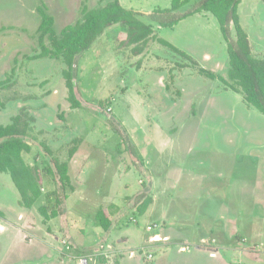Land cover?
Listing matches in <instances>:
<instances>
[{"label":"rangeland","instance_id":"obj_1","mask_svg":"<svg viewBox=\"0 0 264 264\" xmlns=\"http://www.w3.org/2000/svg\"><path fill=\"white\" fill-rule=\"evenodd\" d=\"M119 1L125 9L139 13L141 21L156 26L158 38L186 54L203 49L216 56L227 52L228 41L217 18L210 12L191 14L198 9L201 0H191L174 12L189 14L174 27L162 26L161 20L151 16L157 10L171 8L174 0ZM109 2L111 0H0V83L6 81L15 67L17 69L11 83L0 86V108L17 97L51 96L52 91L49 93L44 88L47 83L60 87L61 92L50 99L49 112L36 114L38 123L36 120L35 128L26 139L31 151L24 153L23 158L43 180L42 196L26 216L28 226L17 221L14 207L21 204V195L11 175L0 173V202L7 211L2 219L8 218L24 230L19 234L8 226V232L0 234V264H56L59 262L56 253L85 261L84 264L118 263L121 258H126L125 264H152L149 255L155 251L152 245L156 240L150 242L149 239L163 226L162 217L168 210L161 205L165 200L160 201L159 192L165 186L164 180L170 179L167 181L171 183L166 184L168 197L174 198V175L183 167L193 169L195 175L210 177L202 196L205 206L206 197L218 189L215 193L228 199L225 200L237 211L249 213L252 205L257 214L264 215V115L248 105L243 94L216 96L217 89L234 91L226 89L222 81H205L191 61L159 47L156 41H151L142 55L135 56L132 47H121L128 30L124 25L108 29L89 51L77 56L73 74L77 97L84 104L81 110L70 111L65 105L62 112V104L58 103L51 113L55 101L64 93L60 101L68 98L67 89L62 87V83L65 85L62 72L66 67L58 60H40L33 65L28 60L41 52L38 28L42 16H52L56 31L61 33L65 27L82 19L83 4L95 9ZM239 15L243 29L251 33L253 55L264 58V0H242ZM230 31L234 40L233 26ZM45 42L49 45L47 40ZM177 80L183 92L176 88ZM213 97L218 99L213 101ZM164 109V113H159ZM61 113L67 117L64 121L59 118ZM7 114L15 116L16 108L12 106ZM3 120L0 116V122ZM76 138L81 142L73 143ZM45 147H52L54 151L49 153ZM73 147L78 152L72 158ZM56 160L72 165L71 175L81 178L85 186L101 188L100 197L88 198L82 203V218L76 225L69 223V217L62 218L66 207L74 211V214L69 212L72 219L78 218L75 210L79 200L78 197L71 199L69 183L63 186L60 182ZM87 163L89 168L82 172L81 165L86 167ZM228 181L233 186L226 184ZM248 186L253 188L252 193L246 191ZM53 193L55 195L48 200L47 196ZM57 193L63 199L58 208L60 216L50 219L53 224L49 223L48 228L50 220H45L39 208L45 205L55 208ZM65 194L69 200L65 199ZM141 195L144 196L139 198ZM145 197L153 198L152 206L160 210L153 218L140 215L139 206ZM171 208L170 217L181 215ZM101 209L111 212V231L105 234L99 230V240H86L84 229L92 227ZM252 213L254 215V211ZM181 219L185 223L195 221L201 229L207 228L208 223L197 219L193 211L187 216L181 215ZM31 221L34 222L32 227ZM262 224L257 227L261 228ZM236 226L234 221L232 226L224 228L218 223L211 226L206 232L212 236L210 251L221 250L228 253V257L239 253V257H255L254 260L264 257V243H252L250 236L238 233ZM190 231L197 232L193 227ZM49 232L54 234L56 253L49 245ZM199 241L191 240L192 246L199 245ZM190 246L186 244L184 248ZM132 253H137V257H131ZM234 260L231 258L230 264H242Z\"/></svg>","mask_w":264,"mask_h":264},{"label":"trees","instance_id":"obj_2","mask_svg":"<svg viewBox=\"0 0 264 264\" xmlns=\"http://www.w3.org/2000/svg\"><path fill=\"white\" fill-rule=\"evenodd\" d=\"M190 1L174 0L171 8L157 10L151 16L154 20H161L162 26L174 27L189 16L188 13L176 15L174 12ZM241 3L242 0H201L198 9L195 12H191V14L203 11L210 12L219 21L224 36L228 41L230 58L228 80L217 77L215 74L200 68L195 61L190 60L182 51L167 41L157 38L153 27L141 21L139 13L125 9L119 0H111L104 7L95 9H90L83 4L82 19L73 25L65 27L61 33H58L55 29L54 18L44 14L41 25L38 28L41 52L33 57H28V59L49 58L62 61L66 67L63 77L69 91V101L73 109L79 108L80 103L77 100L73 74L77 56L89 51L95 41L103 36L108 29L116 25H124L128 30L126 39L122 41L121 47H132V53L135 56H140L146 51L151 41H156L179 56L190 60L198 68L200 75L210 80H220L234 92L243 94L248 105L255 107L264 115V58H257L253 55L249 36L240 23L239 7ZM165 16L167 18L163 19ZM230 26L235 29L236 38L234 40L231 39ZM46 40L49 45L46 44ZM14 75H16L15 68L6 81L0 83V86L9 85ZM3 107L4 105H1V108ZM33 122L34 119L26 111H23L12 120L10 125H0V172L11 175L21 195V206L26 209H32L42 196L40 187L43 181L42 176L38 172L35 173L23 158L24 153L31 151V146L26 139L30 135ZM79 142V140H75V143ZM45 150L49 153L51 152L48 147H45ZM75 152L76 149L71 151L70 156H73ZM55 166L60 175V182L65 186V183H69L68 163H60L56 160ZM54 195L55 193L48 195V200ZM64 196L66 199L67 195L65 194ZM141 196L139 198H142ZM62 203L63 199L57 193L55 200L57 208L50 209L48 205H45L39 208V212L45 220L56 218L59 216L58 208H60ZM150 204V199L141 203L139 206L140 213L143 214ZM3 215L0 211V217H3ZM96 219L97 225L105 231L111 229L112 222L106 211L100 210Z\"/></svg>","mask_w":264,"mask_h":264},{"label":"crops","instance_id":"obj_3","mask_svg":"<svg viewBox=\"0 0 264 264\" xmlns=\"http://www.w3.org/2000/svg\"><path fill=\"white\" fill-rule=\"evenodd\" d=\"M203 12H205V11H203ZM206 13H208V12H206ZM151 26L153 27L154 32H155L156 26H154L153 24H151ZM157 33H158V31L155 32V35H157V38H158L159 36ZM248 35H250L249 39H250V42H252V36H251V33H249V31H248ZM163 40H165V39H163ZM251 45H253V43H251ZM158 46L161 47L163 45L158 43ZM164 48H167V47H164ZM167 49L170 50L169 48H167ZM178 50H180V49H178ZM180 51H182V50H180ZM182 52H184V51H182ZM184 54L187 55L190 60L195 61L199 65L200 68H203L209 72H212V74H215L217 77H221V78H224L225 80H228V73H229V69H230V64H229L230 58H229L228 49H227V52H224L220 56H216L215 54H213L212 52H210L207 49H203L199 53H197L196 51H193V52L188 51L187 54L185 52H184ZM31 57H33V56H31ZM214 57L216 58V61H215ZM40 60H44V61L50 60L51 61L53 59L46 58V59L29 60V61H31V64L33 65ZM190 60H188V61H190ZM185 68H187V67H185ZM185 68H181V69H185ZM15 69H16V67H15ZM64 70H63V72H64ZM63 72H62V75H63ZM198 75L200 77L206 79L205 81L208 80V82L211 81V83L218 81L221 83L220 80H210V79L200 75L199 73H198ZM63 79H64V77H63ZM64 82H65V79H64ZM178 83L179 82L177 80V83H175L176 88H178L181 92H183ZM63 86H65V88L67 89L68 98L63 100V101H60L61 97L63 95H65V93H64L58 99V101H55V105H54L53 109L50 110V111H52L51 113L54 112V108L58 103L62 104L60 107L62 109V112L64 111L63 109H64L65 105L68 106L67 109L70 111H74V112L80 111L81 107H83L84 104L77 97V100L80 103V107L73 109L72 105L69 101V91H68V88L66 87V82H65V85L62 83V87ZM225 87H226V89L228 88L227 86H225ZM44 88H47L46 90L49 93H51L50 91H52V95L50 94L51 96L45 97L43 99L39 98L38 96L32 97L30 99H29V97H25V98H21V99L17 97V98H14L13 100H11L10 102H8L7 105L5 104L3 108H0L1 119H4L3 121L0 122V125L1 126L10 125L12 123V120L15 117H17L21 112L26 111L34 119V122L31 124V128L33 130L36 126V120L38 123V119L36 117V114L39 112L40 113L41 112H43V113L49 112L48 111L49 107H51L49 104L50 99L52 97L58 95L59 93H61L60 89H59L60 87L57 86L55 88L53 86V84H50V83H47ZM167 89H168V87H167ZM217 91L218 92H217L216 96L217 95H224V93H226V94L228 93L227 95L230 94L233 97L234 96H241L240 94L235 93V92L232 93L231 91L230 92L229 91L224 92V91H222V89H220V90L217 89ZM219 92H221V93H219ZM47 95H49V94H47ZM76 95H77V92H76ZM217 99L218 98L213 97V101H216ZM66 100L68 101V103H66ZM213 101H211V102H213ZM174 104L176 105V103H174ZM12 106H14L16 108L17 114L15 116H8L7 113L10 111ZM58 107L59 106H57V109H59ZM164 112H165V109H164V111L160 110L159 113H164ZM59 118L62 121H64V119H67L66 116L64 118V113H61L59 115ZM75 140H79L81 142V139L76 138V139H74L73 143H75ZM49 149L51 152L54 151V149L52 147L51 148L49 147ZM74 149H76V152L74 153L73 156H70L72 158L78 152V149L76 147H73L70 150V154H71V151H73ZM71 166L72 165L68 164L69 170L71 169ZM81 168H82L81 171L85 172V169L89 168L88 163H87L86 167H84V165H81ZM71 172H72L71 170H70V172H68L69 184H70V188L72 189L70 197H71V199L78 197L79 201H77L78 205H77L76 210H75V214L78 215V218H74V219L71 218V215H69V212L71 210V212L74 214V211L70 207H66L64 216L62 218L67 220V217H69V219H70L69 223H71L72 225H76L77 223H80L77 220L82 218V216H81L82 215L81 210H82V206H83L82 203L86 202V200L88 198L94 199V198L100 197L99 194L101 192V188H100V186H97V185H93L91 187L85 186L86 182H84L81 178L73 177L71 175ZM0 173H2V172H0ZM177 174L179 175L178 178L176 177ZM128 177H130V176L127 175V178ZM207 177L208 176H204V175H202V176L195 175V171L193 169L188 170L187 168L183 167L180 172H177L174 175L173 183H174L175 194H174L173 199H170L171 196L168 197V195L170 193L168 191L169 188L166 185V184L169 185L171 183L170 181H167L170 179L164 180L166 187L165 186L161 187L162 192H159V196H160V201L162 199L165 200V202L161 203V205L163 206V208H166L168 210H166L164 212L163 217H162L161 222H162L163 226H161L158 229V231L156 232L157 235H155L154 238L149 239L150 242L156 240V244L152 245V248H154V250H155L154 253L152 254V256H153V258L151 259V261L153 262L152 264H165V263L166 264H230L231 258L236 259V260H234L235 263L264 264V257H260V258L256 257L257 259L254 260L255 257H254V259H252L251 257H239L240 256L239 253H236L234 256L228 257L229 254L224 252V251L220 250L218 253H212L210 251L209 246L212 245V242H211L212 236H210V234H208L206 232L209 231V228L211 226H214L216 223H218L219 225H222L224 228L225 226H232L233 221H234V223L237 224L235 229H237L238 233H240V232H242L243 234L247 233L250 236L252 243H258V242L264 243V215L257 214L255 208L253 209L252 205H251V210L249 211V213L246 212V214H249L247 217V215L244 214L243 212L237 211V209H235L234 207H231L232 204L230 202H227L228 199L225 198L227 200L226 201L224 199V196H222L219 193H215L218 189H215L214 194L208 195L206 197V206H205V202L203 200L204 198L202 196L204 195L203 194L204 191L207 190V188L210 184V180H209L210 177L209 178H207ZM226 181H227V179L224 178V183ZM96 182H98V180H96ZM224 183H223V185H225V186H226V184H229V185H230V183L232 184V182H229V181L226 184H224ZM232 186H233V184H232ZM211 187H209V188H211ZM247 189H248V190H246L247 192L252 193L253 188H250L248 186ZM161 194H163V195L161 196ZM49 195H51V194H49ZM142 196H144V195H142ZM70 197L67 195V200H69ZM166 197H167V199H166ZM145 199L146 200L150 199L151 204L148 206L147 210L143 214L140 213V215L141 216L145 215V217L153 218L154 216H156L159 213L160 210L157 209L156 206H152L154 204L153 198L145 197ZM138 200H139V198H138ZM245 200L247 201V199H245ZM17 201H19V199H17ZM1 205L2 204L0 202V211L4 215H6L7 211H5V209ZM171 207L178 210V213H180L182 216H184V215L187 216L189 214V212L193 211V214L196 215L197 219L202 218V219H204L205 222L208 223V224H206L207 228L201 229V226L198 227L197 226L198 224H195L196 223L195 221L194 222L193 221H187L185 223V221L181 219V215H179V214H178V216L176 214H172L170 217L169 213L172 209ZM14 208H16V210H17V221L19 223H22L23 226H25V225L28 226L26 223L27 222L26 216L28 215V213L32 209H34V207L32 209H26V208L22 207L21 204L17 203ZM101 210L106 211V213L109 214V219L111 220L110 210H108V209H101ZM252 211H254V215H253ZM65 215H67V216H65ZM59 216H60V213H59ZM96 217H97V215H96ZM54 219H57V217ZM53 220H50V221L48 220L49 221L48 222V228H49L50 224H53L52 223ZM31 222H32L31 223V227H32L34 225V222L33 221H31ZM241 222H244V224H242ZM247 222H248V225L246 227L245 223H247ZM93 223L94 224H92V227H90V228L86 227L84 229L85 233L83 236L86 238V240H89L90 238L93 239V242L95 240H99L100 239V236H98V235H100L99 230L101 232H104L105 234H107L111 231V229L109 231H105L102 227L98 226L96 218H95V220H93ZM182 224H184V225L186 224L189 227L185 228L184 225H182ZM261 224H262L261 228L257 227V225H261ZM241 225H243L242 228H240ZM8 226H11L13 228L12 230L19 233V234L24 232L23 227L19 226L17 223L12 224V222L8 218L2 219V217H0V230H3L2 232H0V234H3V233L5 234L6 232H8ZM29 227H30V225H29ZM190 227H193L195 229V231H197V232L195 234H192V231H190ZM51 231H53V230L51 229ZM47 234H48V232H47ZM90 234H92V236H90ZM49 235L51 236L49 238L50 239L49 245L52 247V249H55V246L53 245L54 242L56 243V240H54V234H52V232H49ZM70 236H71V239L74 240V236L73 235H70ZM96 236L98 238H96ZM134 236H137V235H134ZM136 238H138V236ZM143 238H144V236L142 235V239ZM193 239H197V240L199 239L200 244L196 245V246H192L193 244H191V240H193ZM83 240H85V239H83ZM134 241L136 242L135 237H134ZM223 241L225 242V239L223 238V231H222V242H221L222 244L221 245H223ZM86 242H87V244H89V241H86ZM232 243L234 244V242H232ZM186 244L191 245L189 249L184 248ZM99 246H100V244H99ZM111 247H112L111 245H108V248L111 249ZM193 247H195V248L193 249ZM201 247H204L206 249L203 250L204 248H201ZM56 252H57V249H55V253ZM159 253H161V254H159ZM155 254H156L157 258H159V256H160V258H162V259H157L155 257ZM56 255L59 258V262L56 264H79L82 262V260L76 261L73 258H70L67 256L64 257V255H58L57 253H56ZM131 257L136 258L137 253H132ZM244 259L245 260L247 259L249 261H245ZM125 263H126V258H121L118 263L115 262V263H111V264H125ZM105 264H110V263H105Z\"/></svg>","mask_w":264,"mask_h":264},{"label":"built area","instance_id":"obj_4","mask_svg":"<svg viewBox=\"0 0 264 264\" xmlns=\"http://www.w3.org/2000/svg\"><path fill=\"white\" fill-rule=\"evenodd\" d=\"M153 258V256L152 255H149V259L151 260ZM85 263V261H82V263L81 264H84Z\"/></svg>","mask_w":264,"mask_h":264}]
</instances>
